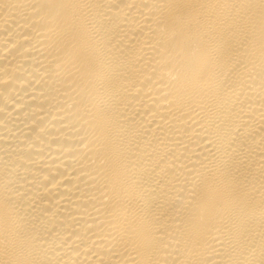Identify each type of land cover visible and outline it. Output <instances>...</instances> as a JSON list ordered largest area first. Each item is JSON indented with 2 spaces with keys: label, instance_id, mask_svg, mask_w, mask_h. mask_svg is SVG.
<instances>
[{
  "label": "bare ground",
  "instance_id": "1",
  "mask_svg": "<svg viewBox=\"0 0 264 264\" xmlns=\"http://www.w3.org/2000/svg\"><path fill=\"white\" fill-rule=\"evenodd\" d=\"M0 264H264V0H0Z\"/></svg>",
  "mask_w": 264,
  "mask_h": 264
}]
</instances>
